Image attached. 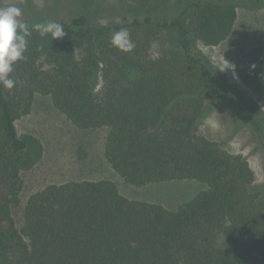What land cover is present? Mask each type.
Listing matches in <instances>:
<instances>
[{
    "label": "trees",
    "instance_id": "obj_1",
    "mask_svg": "<svg viewBox=\"0 0 264 264\" xmlns=\"http://www.w3.org/2000/svg\"><path fill=\"white\" fill-rule=\"evenodd\" d=\"M126 1L142 14L107 25L79 15L57 22L62 39L34 31L9 74L14 87L0 84V264H264V185L243 156L199 132L227 95L264 151V116L196 46L228 40L238 8L264 0ZM121 28L135 44L129 52L110 44ZM235 72L264 104V44L240 55ZM36 93L81 130L105 127V159L128 184L195 180L205 189L169 210L131 201L110 181L51 184L27 199L18 227L22 173L44 148L15 121Z\"/></svg>",
    "mask_w": 264,
    "mask_h": 264
},
{
    "label": "rangeland",
    "instance_id": "obj_2",
    "mask_svg": "<svg viewBox=\"0 0 264 264\" xmlns=\"http://www.w3.org/2000/svg\"><path fill=\"white\" fill-rule=\"evenodd\" d=\"M172 1V0H171ZM15 4L22 15L18 18L29 25L46 21L67 23L73 17L84 15L96 25L121 23L142 14L126 0H0V8ZM264 44V8H238V19L228 40L216 47L196 42L198 50L223 75L227 83L255 101L264 116V104L256 101L239 80L235 69L237 58L246 50ZM156 50L153 48L152 52ZM236 91V90H235ZM212 102L209 114L199 126V132L212 141H218L232 154L243 156L254 173L256 185H264V151L255 142L247 125L236 121L229 96ZM19 135L30 134L40 140L44 155L32 170L22 173L24 182L20 204L13 209V217L22 224V210L27 199L51 184L74 181H110L120 195L131 201H144L175 210L191 200L205 186L195 180L168 181L144 186H133L121 178L104 156L107 129L105 127L81 130L58 109L49 96L36 93L29 114L15 121Z\"/></svg>",
    "mask_w": 264,
    "mask_h": 264
},
{
    "label": "clouds",
    "instance_id": "obj_3",
    "mask_svg": "<svg viewBox=\"0 0 264 264\" xmlns=\"http://www.w3.org/2000/svg\"><path fill=\"white\" fill-rule=\"evenodd\" d=\"M21 15V10L15 4L0 8V84L6 89H12L15 85V81L9 77V74L13 64L24 59L28 37L34 31L42 38L47 37L49 39L50 37L53 40L62 39L66 35L64 27L55 21L29 25L18 19ZM110 44L112 47L125 52H129L135 47L126 28L114 32ZM231 67L234 72L235 66L232 65ZM252 67L255 68V65Z\"/></svg>",
    "mask_w": 264,
    "mask_h": 264
}]
</instances>
